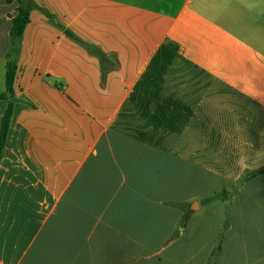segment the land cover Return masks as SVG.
Returning <instances> with one entry per match:
<instances>
[{
	"label": "crops",
	"instance_id": "obj_1",
	"mask_svg": "<svg viewBox=\"0 0 264 264\" xmlns=\"http://www.w3.org/2000/svg\"><path fill=\"white\" fill-rule=\"evenodd\" d=\"M77 4L0 97V264H264V0Z\"/></svg>",
	"mask_w": 264,
	"mask_h": 264
},
{
	"label": "rangeland",
	"instance_id": "obj_2",
	"mask_svg": "<svg viewBox=\"0 0 264 264\" xmlns=\"http://www.w3.org/2000/svg\"><path fill=\"white\" fill-rule=\"evenodd\" d=\"M26 6L29 8V22L20 38L16 39L12 46V52L17 60H11L15 66V72H20V65L23 64L24 80L31 76L33 71L32 59L44 62L50 56L53 48H56V54L64 51V42L58 41V34L55 31L57 25L65 23L69 19L76 16L79 10L78 0H25ZM84 14H79L75 18L73 25L79 26ZM67 39L76 37V34L71 32ZM70 36V37H69ZM54 59V58H53ZM6 66L0 65V73L5 72ZM30 73V74H29ZM35 74V73H34ZM2 87H5V78L0 81ZM264 115V109H263ZM227 186V184L225 185ZM222 186L221 188H224Z\"/></svg>",
	"mask_w": 264,
	"mask_h": 264
},
{
	"label": "trees",
	"instance_id": "obj_3",
	"mask_svg": "<svg viewBox=\"0 0 264 264\" xmlns=\"http://www.w3.org/2000/svg\"><path fill=\"white\" fill-rule=\"evenodd\" d=\"M7 2H12L14 0H6ZM17 2V6L15 8V14L13 16H10L12 19V25L10 27L9 33H10V39L11 42H15L16 39L20 38L26 24L29 22V8L26 6L25 0H15ZM165 48L170 50H173L176 48V45L171 41H166L157 52L165 50ZM101 56L104 54L97 51ZM15 77V66L11 63H7V69H6V78H5V85H6V91L0 93V97H5L7 93L12 92V85ZM13 111V104L10 100L8 103V106L5 109V112L2 116L1 125H0V160L2 156L5 153V145H6V137L8 133L10 118L12 116ZM224 188H221L219 191L215 193L216 197L219 199H228L226 192L223 191ZM221 234V233H220ZM221 250V235L216 238V242L214 244V250L213 254L216 255ZM215 262L213 261L212 264Z\"/></svg>",
	"mask_w": 264,
	"mask_h": 264
},
{
	"label": "water",
	"instance_id": "obj_4",
	"mask_svg": "<svg viewBox=\"0 0 264 264\" xmlns=\"http://www.w3.org/2000/svg\"><path fill=\"white\" fill-rule=\"evenodd\" d=\"M68 34H70L69 32H67Z\"/></svg>",
	"mask_w": 264,
	"mask_h": 264
}]
</instances>
